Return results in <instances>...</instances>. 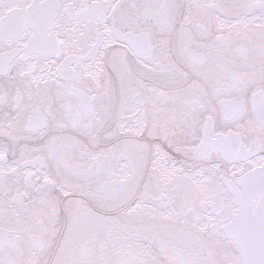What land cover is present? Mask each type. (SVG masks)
I'll list each match as a JSON object with an SVG mask.
<instances>
[{
    "label": "snow or ice",
    "instance_id": "1",
    "mask_svg": "<svg viewBox=\"0 0 264 264\" xmlns=\"http://www.w3.org/2000/svg\"><path fill=\"white\" fill-rule=\"evenodd\" d=\"M0 264H264V0H0Z\"/></svg>",
    "mask_w": 264,
    "mask_h": 264
}]
</instances>
